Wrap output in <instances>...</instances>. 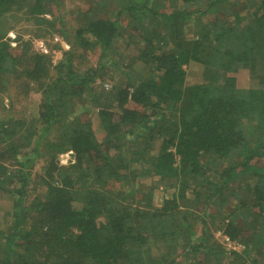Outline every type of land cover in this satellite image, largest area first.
Listing matches in <instances>:
<instances>
[{
  "label": "trees",
  "instance_id": "1",
  "mask_svg": "<svg viewBox=\"0 0 264 264\" xmlns=\"http://www.w3.org/2000/svg\"><path fill=\"white\" fill-rule=\"evenodd\" d=\"M59 5L0 0V264H264V0Z\"/></svg>",
  "mask_w": 264,
  "mask_h": 264
},
{
  "label": "rangeland",
  "instance_id": "2",
  "mask_svg": "<svg viewBox=\"0 0 264 264\" xmlns=\"http://www.w3.org/2000/svg\"><path fill=\"white\" fill-rule=\"evenodd\" d=\"M59 2H60V5L58 6L57 10L54 11V17L56 18L59 15H61V16H63L62 18L64 19L66 24L67 23L70 24V22L72 25L76 24L79 21V19H81L80 15L77 14V9L81 5L85 4L86 0H59ZM22 25H23V20L21 21V24L17 25L15 28H17V30H20L21 34H24L25 38H28L27 36H33L31 33H29L27 31V28L31 27V26L28 24L24 25V26H22ZM33 28L34 27H32V31H33ZM31 44H32V47H33L35 52H39V53H43V54H47V52H48V54H50V56H51V60L53 63H57L61 57V51H55L54 49H51L53 44L54 45L60 44L62 47L65 46L68 48L67 44L65 42H62L61 38H59L57 35L48 36L46 39V42L42 41V39H37L35 41H32ZM120 46L121 45L119 44L117 47H120ZM186 72H187L186 83L188 85H194V84H200V83L206 82V80H208V78L210 77L208 74H206L204 72L203 67L201 65L196 64V63H191L190 65H188V67L186 68ZM119 77H123V76L119 75ZM251 83L252 82H250L249 84H251ZM96 84H99V81ZM108 88H110V86ZM17 93L18 94L21 93V95H23V96L19 99V100H22L21 104L18 105L16 108H13L14 116L24 112L25 108H28V109H31L32 107L34 108L35 104L39 98V95L37 93L31 94L30 97L26 96V94H22L23 91H21V90L15 92L14 95H17ZM3 102H8V101L3 100ZM1 115L6 117L9 115V113H8V111L7 112L0 111V116ZM91 115H92V118H95L94 111H93V113H91ZM70 157H71L70 154L60 156L59 157V164L66 165V163ZM143 183L145 185H148L150 183V181L149 180L143 181ZM170 193H172V190L167 191L166 195H168ZM2 201H3V198L0 195V205H3ZM0 212H1V210H0ZM0 215H2V214L0 213ZM214 236L221 243L224 242V240H225V238H223V236L219 232H215ZM226 245L228 246L229 243H226ZM253 258H255V257H253Z\"/></svg>",
  "mask_w": 264,
  "mask_h": 264
}]
</instances>
